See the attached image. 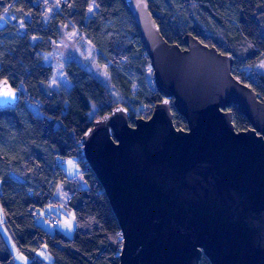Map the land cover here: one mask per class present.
Returning <instances> with one entry per match:
<instances>
[{
  "label": "trees",
  "instance_id": "16d2710c",
  "mask_svg": "<svg viewBox=\"0 0 264 264\" xmlns=\"http://www.w3.org/2000/svg\"><path fill=\"white\" fill-rule=\"evenodd\" d=\"M163 37L183 49L191 34L234 60L233 75L264 100V0H148ZM94 7L92 15L89 14ZM50 9V12H47ZM8 14L14 19L3 20ZM75 29L93 46L105 67L117 101L101 80L76 61L64 67L69 90L50 85L54 69L41 61L61 36ZM247 67L248 72H243ZM8 81L22 93L20 102L0 110V204L5 225L17 250L29 264H47L37 257L46 246L52 264H119L122 232L107 195L84 159L82 137L94 121L118 105L135 118L148 119L164 99L153 86L150 60L125 0H0V83ZM36 104L42 116L29 104ZM143 109L139 110V107ZM236 130L251 128L233 106ZM174 124L187 121L172 106ZM77 160L87 183L81 189L69 178L65 160ZM62 204L73 210L72 238L54 235L37 223V210ZM13 254L0 230V264ZM200 264H210L202 257Z\"/></svg>",
  "mask_w": 264,
  "mask_h": 264
},
{
  "label": "water",
  "instance_id": "95a60500",
  "mask_svg": "<svg viewBox=\"0 0 264 264\" xmlns=\"http://www.w3.org/2000/svg\"><path fill=\"white\" fill-rule=\"evenodd\" d=\"M125 1L164 100L134 126L118 105L81 139L122 232L119 264H264V100L232 56L191 34L169 43L148 0ZM21 95L1 82L0 110ZM233 106L251 128L236 130Z\"/></svg>",
  "mask_w": 264,
  "mask_h": 264
},
{
  "label": "rangeland",
  "instance_id": "374dc122",
  "mask_svg": "<svg viewBox=\"0 0 264 264\" xmlns=\"http://www.w3.org/2000/svg\"><path fill=\"white\" fill-rule=\"evenodd\" d=\"M50 12V9H47ZM94 12V7H91L89 14L92 15ZM14 19L12 15L6 14L3 17L4 21L11 22ZM76 61L86 68L94 77L101 80L108 88H111L112 95L117 101H121L116 90L111 87L109 83V75L105 70L104 66H100L97 61V53L93 46L87 39L80 34L78 30L67 32L64 28H61V36L58 42L55 44L54 50L51 53H42L41 61L45 65H50L54 69V75L51 80V87L56 90H69L71 88V83L66 79L64 74V67L69 61ZM256 70L260 74H264V59L256 66ZM248 68H243V72H248ZM30 108L35 112V114L42 116L39 106L36 104H29ZM143 109V106L139 107V110ZM153 110V109H152ZM63 167L66 171L67 176L70 178H77L81 189H86L87 183L82 177L81 168L76 159L70 158L65 160ZM1 184V182H0ZM37 223L39 226L44 228L47 232L54 235L60 233L68 238H72L76 228L75 215L72 209L62 205V204H48L43 208L37 210ZM55 216L58 218V224L53 226L50 224L46 217ZM0 230L7 241L11 252L13 254L12 264H29V260L23 256L17 250L16 243L11 236L5 225V218L0 204ZM37 257L47 264H52L53 260L50 256L46 246H43L37 251Z\"/></svg>",
  "mask_w": 264,
  "mask_h": 264
},
{
  "label": "built area",
  "instance_id": "2783aa9c",
  "mask_svg": "<svg viewBox=\"0 0 264 264\" xmlns=\"http://www.w3.org/2000/svg\"><path fill=\"white\" fill-rule=\"evenodd\" d=\"M64 1V0H61ZM47 221L52 224L53 226H56L58 224V218L55 216H50L47 218Z\"/></svg>",
  "mask_w": 264,
  "mask_h": 264
},
{
  "label": "crops",
  "instance_id": "0c3cea01",
  "mask_svg": "<svg viewBox=\"0 0 264 264\" xmlns=\"http://www.w3.org/2000/svg\"><path fill=\"white\" fill-rule=\"evenodd\" d=\"M69 177V176H68ZM70 178V177H69ZM72 178V177H71ZM39 216V215H38ZM1 219V218H0ZM5 222V221H4ZM0 225H3V223L2 222H0Z\"/></svg>",
  "mask_w": 264,
  "mask_h": 264
},
{
  "label": "snow or ice",
  "instance_id": "6c2138e0",
  "mask_svg": "<svg viewBox=\"0 0 264 264\" xmlns=\"http://www.w3.org/2000/svg\"><path fill=\"white\" fill-rule=\"evenodd\" d=\"M5 95H9V93L6 92Z\"/></svg>",
  "mask_w": 264,
  "mask_h": 264
},
{
  "label": "bare ground",
  "instance_id": "6f19581e",
  "mask_svg": "<svg viewBox=\"0 0 264 264\" xmlns=\"http://www.w3.org/2000/svg\"><path fill=\"white\" fill-rule=\"evenodd\" d=\"M22 96V95H21Z\"/></svg>",
  "mask_w": 264,
  "mask_h": 264
}]
</instances>
